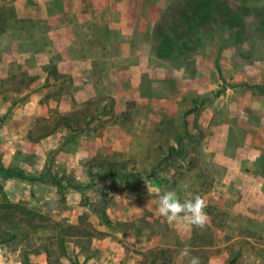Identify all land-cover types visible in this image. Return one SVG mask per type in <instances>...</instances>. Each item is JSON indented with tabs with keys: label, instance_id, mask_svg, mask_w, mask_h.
Here are the masks:
<instances>
[{
	"label": "rangeland",
	"instance_id": "rangeland-1",
	"mask_svg": "<svg viewBox=\"0 0 264 264\" xmlns=\"http://www.w3.org/2000/svg\"><path fill=\"white\" fill-rule=\"evenodd\" d=\"M108 6L131 43L61 111L49 31ZM259 122L264 0H0V264H187L186 246L201 264H264ZM148 188L200 195L206 225L167 222Z\"/></svg>",
	"mask_w": 264,
	"mask_h": 264
},
{
	"label": "crops",
	"instance_id": "crops-1",
	"mask_svg": "<svg viewBox=\"0 0 264 264\" xmlns=\"http://www.w3.org/2000/svg\"><path fill=\"white\" fill-rule=\"evenodd\" d=\"M94 9L98 10V8L92 7L90 9L91 12L83 13L76 22L63 20L59 22L58 25H54L49 31L48 37L56 43L59 48L60 58L52 62L57 64L58 69L56 74L58 75V78H61L60 82L57 84V89L60 90L59 100L54 99L51 103H54L57 106L60 105L59 109L61 111L70 110L69 108H66V105L70 103L72 104L73 99L78 102L83 99L84 95L95 93L98 84H100V82L96 81V79L100 77L101 74L102 77H104L111 72L110 69H105L101 72V70L95 66V62L108 64L110 59L109 50L111 47L115 46L116 41H123L125 45L131 43V28L133 26H115V11L112 12L110 21L109 6L107 14L108 18L105 19V22H103L102 19L101 21L100 19H96L98 12L95 14ZM126 11L128 14L130 11L129 8H127ZM124 14H126V12ZM69 26H73L78 29V33L75 35V38H72V36L69 35V32L72 30ZM80 26L82 30L80 29ZM116 27H118V29ZM79 33H81V36ZM116 36L120 39L117 40ZM28 41H30L29 38ZM13 47L16 49V44H13ZM18 50L19 51L12 53V56L16 60H22L25 57L29 58L31 55L30 49L24 51L20 49ZM120 54H122V52H120L118 56H120ZM27 60L30 61V58ZM49 61L50 58L45 57L43 62L48 63ZM37 62L40 63L38 57H35L34 59L31 58V65L34 64L35 66H27L24 70L27 69L29 75H36L34 69L37 68ZM118 62L122 63L120 58ZM140 70H138L139 73H141ZM97 72H101V74H98ZM52 77L53 75L50 74L49 76L48 71L43 72L42 74L43 79L50 78V80H52ZM263 125L264 123L259 122L254 126L255 130H259ZM258 132L261 135H264V131L259 130ZM253 142L260 145L264 143V139L261 137L253 138ZM258 151L261 152V150L257 148L255 154L251 157V162L253 166H255L254 168L256 171L257 165H255V160H253V158H258ZM246 171L247 170H245V173H249ZM251 174L254 175V171H252Z\"/></svg>",
	"mask_w": 264,
	"mask_h": 264
},
{
	"label": "clouds",
	"instance_id": "clouds-1",
	"mask_svg": "<svg viewBox=\"0 0 264 264\" xmlns=\"http://www.w3.org/2000/svg\"><path fill=\"white\" fill-rule=\"evenodd\" d=\"M148 190L157 194V213L167 222L173 223L180 218H185L196 228H203L206 225L208 216L205 209L207 205L200 195L181 201L175 191L161 193L158 188H148ZM179 257L182 260L187 259V264H201L200 258L192 255L190 248L187 246L180 251Z\"/></svg>",
	"mask_w": 264,
	"mask_h": 264
},
{
	"label": "trees",
	"instance_id": "trees-1",
	"mask_svg": "<svg viewBox=\"0 0 264 264\" xmlns=\"http://www.w3.org/2000/svg\"><path fill=\"white\" fill-rule=\"evenodd\" d=\"M108 175H110V174H108ZM9 176H13V174H10V173H9ZM22 177H23V176H21V178H22ZM110 177H116V175L111 174ZM25 179L33 182V181L41 180L42 178H41V177H36V176H28V178H25Z\"/></svg>",
	"mask_w": 264,
	"mask_h": 264
}]
</instances>
